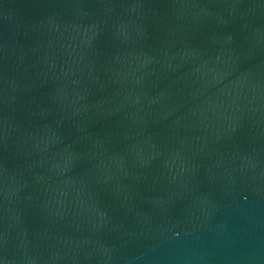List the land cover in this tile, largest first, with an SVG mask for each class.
I'll return each mask as SVG.
<instances>
[{"label": "water", "instance_id": "obj_1", "mask_svg": "<svg viewBox=\"0 0 264 264\" xmlns=\"http://www.w3.org/2000/svg\"><path fill=\"white\" fill-rule=\"evenodd\" d=\"M0 264H264V0H0Z\"/></svg>", "mask_w": 264, "mask_h": 264}]
</instances>
